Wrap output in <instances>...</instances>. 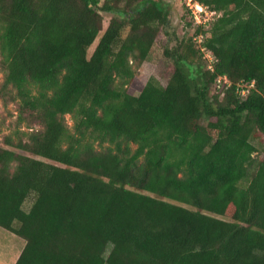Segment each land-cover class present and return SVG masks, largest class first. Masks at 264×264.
I'll return each instance as SVG.
<instances>
[{
    "label": "trees",
    "instance_id": "16d2710c",
    "mask_svg": "<svg viewBox=\"0 0 264 264\" xmlns=\"http://www.w3.org/2000/svg\"><path fill=\"white\" fill-rule=\"evenodd\" d=\"M193 1L214 20L135 96L165 0H0V101L30 129L0 147L15 264H264V0Z\"/></svg>",
    "mask_w": 264,
    "mask_h": 264
},
{
    "label": "rangeland",
    "instance_id": "374dc122",
    "mask_svg": "<svg viewBox=\"0 0 264 264\" xmlns=\"http://www.w3.org/2000/svg\"><path fill=\"white\" fill-rule=\"evenodd\" d=\"M169 9L171 10V25L168 29L162 30L159 34V37L153 47L151 55L147 61L142 63L139 67L136 68L137 71V83L136 87H130L129 93L135 96H138L148 82L150 78H155L162 84H166L168 81V77L170 74L171 60H169L164 55V48L169 46H175L179 41L183 39H187L188 37L195 35L197 25L203 23H209L214 20L215 14L206 11V13L202 12L200 16L201 22H198L196 19L195 13H198V10L193 7H188L189 0H165ZM194 3V1H193ZM192 3V4H193ZM193 9V10H192ZM195 10V11H194ZM194 11V12H193ZM104 19V30L107 28L112 15L107 13H102ZM192 26H190V24ZM194 23V24H193ZM104 32V31H103ZM102 32V34H103ZM101 34V35H102ZM196 46H200L201 39L197 36ZM99 39L95 42V44L91 47L89 53L92 54L95 47L98 44ZM203 60L204 63L209 66L212 62V58L208 52H204L203 50ZM210 55V56H209ZM4 80V73L0 66V85ZM17 104L10 103L8 105H4L2 101H0V121H2V127L0 128V147H4L3 140L7 135H10L16 131V129H21L22 131L29 132L30 129L27 124H22L19 127L17 122ZM68 123L70 127L73 126V121L71 116H67ZM34 129L39 128L38 125L32 126ZM254 143L257 147V152L254 154L255 159L258 157L261 158L263 155L262 150L264 147V136L260 138H256ZM254 171L252 169L251 173ZM247 184V183H245ZM26 245V241L17 236L16 234L0 227V264H15L20 254L22 253L24 247Z\"/></svg>",
    "mask_w": 264,
    "mask_h": 264
},
{
    "label": "built area",
    "instance_id": "2783aa9c",
    "mask_svg": "<svg viewBox=\"0 0 264 264\" xmlns=\"http://www.w3.org/2000/svg\"><path fill=\"white\" fill-rule=\"evenodd\" d=\"M193 0H189V3H188V7L190 8L191 7V5L193 6V7H191V8H196L197 10H198V13H195V16H196V19L198 20V22H201V18H200V16H198V15H201L202 14V12H204V13H206V9L203 7V6H201V5H199V4H197V3H193ZM193 10V9H192ZM195 11V10H194ZM193 11V12H194ZM203 24H205V23H203ZM201 25V24H200ZM210 54V53H209ZM211 55V54H210ZM209 55V56H210ZM211 58H212V62H213V57L211 56ZM209 68H211V65L209 66ZM222 82H224L225 84H228V85H230V82L226 79V78H220L219 80H218V83L220 84V83H222ZM253 85H251L250 87H252ZM250 87H247V86H245V85H242L241 86V94H242V96H245L247 93H248V90H246V89H249Z\"/></svg>",
    "mask_w": 264,
    "mask_h": 264
}]
</instances>
